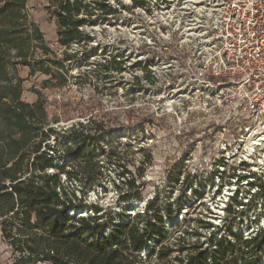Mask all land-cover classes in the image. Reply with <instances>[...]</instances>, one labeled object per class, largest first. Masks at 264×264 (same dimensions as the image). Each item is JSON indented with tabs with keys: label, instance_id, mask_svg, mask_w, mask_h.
<instances>
[{
	"label": "trees",
	"instance_id": "16d2710c",
	"mask_svg": "<svg viewBox=\"0 0 264 264\" xmlns=\"http://www.w3.org/2000/svg\"><path fill=\"white\" fill-rule=\"evenodd\" d=\"M28 1L0 0V233L14 264H264V231L246 237L229 229L219 235L218 227L202 218L179 222L170 206L158 210V198L146 204L143 214L119 220L112 208L90 204V193H106L105 180L116 172L117 202L142 201L153 158L143 148L135 165L114 142L106 145L111 129L103 117L92 115L87 122L59 129L52 122L74 119L71 103L49 101L40 90L33 91L35 103L23 100L21 67H28L30 76L48 77L43 89L60 90L69 81L67 63L77 58L67 50L58 58L30 23ZM48 1L59 44L66 49L72 42L91 40L81 27L96 12L106 17L116 13L95 0ZM105 69L123 71L115 59ZM52 108L58 111L53 120L48 115ZM80 108L78 118L87 117V107ZM237 192L226 207L233 217L238 213L229 207L239 203ZM165 218L172 222L171 230ZM212 227L204 238L200 230Z\"/></svg>",
	"mask_w": 264,
	"mask_h": 264
},
{
	"label": "rangeland",
	"instance_id": "374dc122",
	"mask_svg": "<svg viewBox=\"0 0 264 264\" xmlns=\"http://www.w3.org/2000/svg\"><path fill=\"white\" fill-rule=\"evenodd\" d=\"M95 2L116 9V13L106 17L101 11L96 12L93 20L81 27L91 40L72 42L66 49L59 44L57 19L48 9L49 1L29 0V21L43 33L46 44L59 59L66 50L76 53L77 58L67 63L69 81L60 90L43 89L42 83L48 77L40 73L30 76L28 67L20 68V76L25 79L24 101L35 103L38 96L33 91L40 90L49 101L72 104L70 115L74 119L52 122L53 126L66 129L76 122H87L92 115L103 117L111 129L106 145L114 142L118 152L135 165L142 160L141 149L151 154L153 163L145 174L147 190L142 201L117 202L118 193L113 185L118 180L116 172L105 180L106 193H90V204L97 203L103 210L112 208L119 220L121 215L133 218L143 214L146 204L158 198V210L165 212L170 206L179 222L202 218L218 227L219 235L229 229L246 237L264 231V148L253 144L256 137L235 126L230 132H224L210 114L187 117L182 104L170 92V86L147 78L130 29V0ZM145 51L143 48L139 52ZM114 59L121 61L122 72L106 71L105 65ZM80 106L87 107V117L78 118ZM57 113L52 108L48 111L49 118L55 119ZM252 183L257 184L252 186ZM235 192L239 203L233 202L229 207L231 212L238 213L233 217L226 207ZM180 205L183 210L178 213ZM165 223L171 230L172 222L165 218ZM213 227L200 230L204 238ZM0 264H14L10 247L1 233Z\"/></svg>",
	"mask_w": 264,
	"mask_h": 264
},
{
	"label": "built area",
	"instance_id": "2783aa9c",
	"mask_svg": "<svg viewBox=\"0 0 264 264\" xmlns=\"http://www.w3.org/2000/svg\"><path fill=\"white\" fill-rule=\"evenodd\" d=\"M130 2L150 79L171 87L187 117L210 114L264 148V0Z\"/></svg>",
	"mask_w": 264,
	"mask_h": 264
},
{
	"label": "bare ground",
	"instance_id": "6f19581e",
	"mask_svg": "<svg viewBox=\"0 0 264 264\" xmlns=\"http://www.w3.org/2000/svg\"><path fill=\"white\" fill-rule=\"evenodd\" d=\"M87 215V214H86Z\"/></svg>",
	"mask_w": 264,
	"mask_h": 264
}]
</instances>
